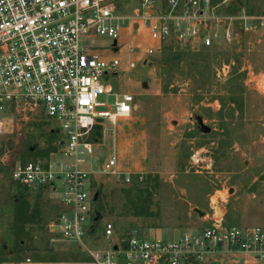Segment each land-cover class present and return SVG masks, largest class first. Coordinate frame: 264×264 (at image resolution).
I'll return each mask as SVG.
<instances>
[{
    "label": "rangeland",
    "instance_id": "rangeland-1",
    "mask_svg": "<svg viewBox=\"0 0 264 264\" xmlns=\"http://www.w3.org/2000/svg\"><path fill=\"white\" fill-rule=\"evenodd\" d=\"M220 1L214 0L212 5L217 7ZM239 2L242 9L221 6L217 13L239 16L245 11L250 16H264V0ZM119 3L121 12L131 15L139 0ZM251 39L244 35L240 49L222 41L210 48L170 42L162 53L144 58L148 74L138 87L128 71L130 59L123 61L119 55V71L126 79L118 84L116 95L135 97L133 117L144 125L147 167L142 174H132L130 184L101 174L92 177L88 186L93 197V233L84 246L59 239L55 226L61 207L57 197L46 190L25 188L12 179L15 164L47 157L54 150V143L61 138L51 132L55 122L35 115L20 136H0V264L31 258L36 251L53 255L75 251L83 258L90 257L89 251L109 247L103 236L109 223L118 239L136 233L149 240H174L183 232L208 227L215 212L216 218L224 215L229 227L264 228V41L250 47ZM91 45L105 48L110 40L98 38ZM244 58L259 86L248 80ZM231 62L235 64L227 78L219 79L218 70ZM115 100V95L100 97L106 105ZM133 123L121 122L120 129L128 130ZM114 131L115 127L103 131L100 126L92 139L89 137L93 144L103 141L104 134L107 137L105 148H95V160L111 158ZM104 166L105 162L93 167L101 170ZM201 214L208 218L201 220ZM165 228L174 234L162 232Z\"/></svg>",
    "mask_w": 264,
    "mask_h": 264
},
{
    "label": "built area",
    "instance_id": "built-area-1",
    "mask_svg": "<svg viewBox=\"0 0 264 264\" xmlns=\"http://www.w3.org/2000/svg\"><path fill=\"white\" fill-rule=\"evenodd\" d=\"M120 0H0V136L18 137L35 115L55 122L51 132L60 135L47 157L17 163L12 179L25 188L49 191L58 198L61 212L56 233L63 242L84 246L92 227V194L89 181L96 174L130 184L132 174L117 170L113 157L98 172L91 167L95 144L89 141L95 126L115 124L136 110L131 94L116 95L112 81L121 67L118 41L123 19L118 14ZM233 0H168L169 12L157 20L145 14L154 45L143 49L130 46V55L153 57L163 44L174 38L186 45L213 47L222 41L240 49L242 37H252L249 46L264 41V16H222L217 8ZM155 0H141L142 11ZM179 12H181L179 14ZM107 38L105 48L92 46L93 40ZM239 46V47H238ZM223 64L219 79L229 75L234 65ZM137 63H129L136 69ZM243 70L256 86L259 82L244 58ZM116 96L111 105L101 96ZM106 108V109H104ZM8 162V161H7ZM200 232H187L174 240H147L137 234L116 237L115 227L105 226V251H89L94 264H203L209 257L229 254L252 258L264 264V228L229 227L212 218Z\"/></svg>",
    "mask_w": 264,
    "mask_h": 264
},
{
    "label": "crops",
    "instance_id": "crops-1",
    "mask_svg": "<svg viewBox=\"0 0 264 264\" xmlns=\"http://www.w3.org/2000/svg\"><path fill=\"white\" fill-rule=\"evenodd\" d=\"M155 1L156 3L152 8L142 11L141 0H139L138 6L133 8L132 10L133 13L131 12V15L123 14V12H121L122 4L118 3V14L123 19L124 26L121 28L120 38L118 41L119 53L115 56L121 59V57H119L120 55V56H123V61L124 59L125 60L130 59L129 63L131 62L137 63L136 69H133V70L129 68V63H128V71L132 72V78H131L132 83L136 85L137 87L139 85V80L148 74V71H147L148 62L144 58H141L140 54L130 55L128 53V48L130 46H140L143 49H146L154 45L153 41L150 38L149 29L146 26L147 22H143L142 19H138L137 15L143 17L145 14H147L152 18V20H157L159 17L163 15H167L169 12L168 0H155ZM213 1L214 0H212V3ZM221 1L219 2L218 5H220ZM180 13L181 12H179V14ZM170 42L173 45L175 44L176 46L177 45L185 46V44L179 43L178 41H175L174 38H171L163 44L162 52L164 50V47L167 46V44ZM138 64H141V66L138 67ZM121 65H122V62H121ZM126 65L127 64H124L122 68L126 69ZM124 74L125 73H122L119 70L115 74L116 89L118 87V84H121L125 81L126 77ZM126 94H130V93H125L123 95H126ZM135 112L136 111H134V113L130 117L117 120L115 124L107 122V123H104L103 126H101V129H103V131H106L107 128L109 129V128L115 127L114 134H112V136L110 137L112 156L111 158L109 157V159L106 161L105 159H103V157H100V156L97 157V160H95L94 158L91 164V167L93 170L99 171L93 167L94 165H96V163L97 164L99 163L100 165L105 162L106 164L113 157H115L117 160V170L120 173L138 175V174H142L146 170L147 157H144L145 152H143L144 140H145L144 139V134H145L144 125L143 123H137V121L136 122L134 121V119L136 118V117L135 118L133 117L135 115ZM126 121L134 122L131 125H134V124L135 125L128 130L120 129L121 125L119 124L121 122H126ZM99 127L100 126H95L92 129L90 133L91 139H92V135L97 129H99ZM100 137H102L101 134H100ZM106 143H107V137L104 134L103 141L95 144L96 145L95 148L97 146L99 148H105ZM206 218H208V216ZM206 218L200 217L201 220H204V219L206 220ZM212 218H216V212L215 214L212 215ZM219 219H222L224 221V215L221 216ZM170 229L171 228L162 229V232H166V233H169V235L171 234L173 235L174 233H172ZM92 233H93V229L87 236L90 237ZM181 234L184 235L185 232ZM137 236H139L140 238L149 240L148 238L141 237L140 235H137ZM151 240H156V239H151ZM109 247L104 250H100V251L108 250ZM77 254L78 253H76L75 251L71 253H67V254H61V255H53V254H48L47 252L36 251L35 253L32 254L31 258L27 257L26 259H13L10 262H2L1 264H94V262L92 261L90 257L83 258ZM206 262L207 264H258L257 261H255L252 258L242 259V258L235 257L229 254H221V253L213 257H209Z\"/></svg>",
    "mask_w": 264,
    "mask_h": 264
},
{
    "label": "water",
    "instance_id": "water-1",
    "mask_svg": "<svg viewBox=\"0 0 264 264\" xmlns=\"http://www.w3.org/2000/svg\"><path fill=\"white\" fill-rule=\"evenodd\" d=\"M228 6L229 7L235 6L239 9H242V5L239 3L238 0H233L232 2L229 3ZM112 86H113V89L115 90V88H116V80L115 79H113V81H112ZM202 129L204 130L205 133H210V131H211L206 126H202ZM95 200H96V197H95ZM204 216H205L204 214H201V217H204Z\"/></svg>",
    "mask_w": 264,
    "mask_h": 264
},
{
    "label": "trees",
    "instance_id": "trees-1",
    "mask_svg": "<svg viewBox=\"0 0 264 264\" xmlns=\"http://www.w3.org/2000/svg\"><path fill=\"white\" fill-rule=\"evenodd\" d=\"M238 1H241V0H238ZM240 3V2H239ZM241 4V3H240ZM242 5V4H241ZM228 9H236V7L235 6H232V7H229ZM10 261H12V260H7V261H5V262H10Z\"/></svg>",
    "mask_w": 264,
    "mask_h": 264
},
{
    "label": "bare ground",
    "instance_id": "bare-ground-1",
    "mask_svg": "<svg viewBox=\"0 0 264 264\" xmlns=\"http://www.w3.org/2000/svg\"><path fill=\"white\" fill-rule=\"evenodd\" d=\"M263 87H264V85H263ZM219 213H220V212H218L217 215H219ZM220 214H221V213H220ZM220 216H221V215H220Z\"/></svg>",
    "mask_w": 264,
    "mask_h": 264
}]
</instances>
